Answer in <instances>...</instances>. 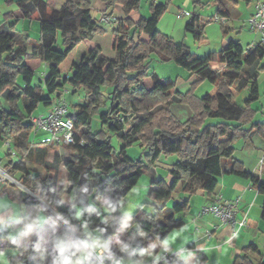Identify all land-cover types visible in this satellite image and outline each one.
I'll list each match as a JSON object with an SVG mask.
<instances>
[{"label": "trees", "instance_id": "16d2710c", "mask_svg": "<svg viewBox=\"0 0 264 264\" xmlns=\"http://www.w3.org/2000/svg\"><path fill=\"white\" fill-rule=\"evenodd\" d=\"M12 1L5 0L7 4ZM99 1L124 13L112 37L115 59L95 45L76 62L77 43L88 39L97 28L90 15L89 0H65L57 9L50 8L45 0H16L22 18H30L35 11L38 15L40 37L30 50L25 43L29 36L24 41L13 27H0V94L7 95L9 102V108H4L0 101V139L14 137L17 152L3 165L12 176L19 174L18 181L63 220L48 210L40 220L39 209H46L42 201L20 193L16 198L26 207V214L20 216V223L6 222L0 227V247L3 241L17 248L23 256L18 264H71L76 251L83 250L79 239H85L93 249L103 250L101 264H122V259L128 264H163L166 260L171 264L174 255L164 256L165 252L148 261L143 259L150 251L157 253V243H163L173 229L183 226L181 215L189 211V198L198 191L212 194L222 173L250 180L264 197V182L244 170L234 158L232 147L237 139H247L253 132L264 139V123H253L255 111L250 107V102L258 97L256 80L245 71L264 58V47L249 44L243 48L238 41L228 39L223 49L212 53L215 56L198 57L184 43L173 44L159 35L157 24L166 4H151L149 16L143 17L139 0ZM218 12L228 14L221 7ZM134 27L147 34L150 45L134 43ZM185 30L196 40L202 37L197 13L191 14ZM59 37L64 49L58 44ZM142 49H154L163 60H173L195 74L197 80L190 91L180 93L175 82L160 81L155 75L144 73L146 56L135 53ZM41 62L46 66V76L37 75L35 79V68ZM261 68L264 69L263 61ZM17 76L21 84L16 82ZM122 78L126 80L124 84ZM201 80L210 81L213 87L197 97L192 91ZM65 84L74 90L85 88L87 102L69 112L75 143L64 145L67 156L61 157L55 151L53 160L47 162L44 159L48 147L28 139L33 129L30 116L38 105L49 106L59 98ZM249 84L246 105L240 106L234 96ZM103 86L112 90L108 103L102 101ZM168 101L187 105L192 115L180 122L170 112ZM93 112L99 114L98 130L92 128ZM108 134L119 139V148L112 145ZM136 144L143 150L147 147L145 160L127 155V148ZM30 152L34 155L31 160L42 171L25 162L23 156ZM171 154L177 159L169 170L170 182L160 178L152 179L150 184L148 204L152 212L139 207L133 214L123 213L122 202L141 175L161 155ZM226 161L231 164L230 169L224 168ZM61 163L67 171L65 185L59 182ZM178 193L188 197L175 200ZM4 194L7 193L0 187V195ZM64 194L71 197L70 204L64 202ZM170 201L173 204L168 207ZM260 218L264 221V198ZM247 223L254 226L256 220L249 218ZM10 226H20L15 239L9 236ZM69 228L76 231L78 238ZM247 248L257 250L253 243ZM197 262L208 264L203 254L198 255ZM82 264L99 263L87 255ZM232 264L254 263L238 255Z\"/></svg>", "mask_w": 264, "mask_h": 264}, {"label": "rangeland", "instance_id": "374dc122", "mask_svg": "<svg viewBox=\"0 0 264 264\" xmlns=\"http://www.w3.org/2000/svg\"><path fill=\"white\" fill-rule=\"evenodd\" d=\"M63 2H65V0H54L52 5L56 8H59ZM89 2L90 15L92 19L97 23V28L88 39L81 40L77 43V48L75 52L76 62H78L81 56L85 53H88L89 50L92 49L95 45H98L101 48V51L106 56L115 59L117 56V52L112 48V37L118 27L119 21L121 19H124V13L122 12V10L112 5L105 6L101 4L99 0H89ZM153 3L166 4V10L161 15L157 24L159 35H161L163 38L167 39L173 44L184 43L187 46L188 50L198 57H205L210 54L212 56H215L216 54L212 53L219 52L226 45V41L223 40L239 39L240 42H242L241 44L243 48H247V45L245 44L248 43L250 40L251 41L249 43L258 42L260 40V33L250 30L247 24L248 18L253 9V0H251L250 3H247L245 0H139V10L143 17L149 16L150 7ZM219 7L226 9L230 15L225 16L220 14L218 12ZM14 9H16L15 4L9 5L4 0H0V17H4L6 11H13ZM182 11H187L188 14L182 17H177L178 13ZM103 13H106L112 17V20L109 23L100 22V17ZM193 13H197V15L199 16L200 25L202 26V37L199 40L194 39L192 34L185 30V24L188 22L191 17V14ZM245 17H247L246 22H244ZM115 19H117V22ZM225 26H233V28H228V30L224 31ZM16 30L18 31L17 35L19 39L25 41V35L27 34L29 36V39L32 40V43L35 42V39L37 40V37L40 35L38 21L36 18L29 20L19 18L18 22H16ZM132 33L134 34L135 44H140L144 46L150 45V39L148 38L146 33L137 31L135 27ZM58 44L61 49L65 48V44L62 42L61 37L58 38ZM138 52L141 53V57L146 56L147 59L144 64V73L155 75L160 81L165 82L177 81L178 84H181L183 81L186 80V76L184 75L189 73V71L183 67L176 65L173 60H163L161 53H159L158 51L154 49L150 51H146L144 49L140 51H135V53ZM262 61L264 62V58L258 61L255 65L245 68V71H248L250 75H253L251 76V79L254 78L256 80L258 89V97L250 102V105H258L257 107L252 108L257 115L254 119V122H261V120L264 119V114L261 113L262 111L264 113V69L261 68ZM40 64V67L35 68V79H37V75L40 77L43 76L42 71L45 69V64L42 62ZM133 67L136 66H131L129 69ZM125 81L126 80L124 78L121 79L122 84H124ZM16 82L18 84H21V79L19 76L16 77ZM192 82L193 81H191V83ZM212 87L213 84L210 81L201 80L196 87L197 89H195L196 93L200 94L199 96H201L211 90ZM111 91L112 90L108 89L107 86L102 87L101 94L104 98L102 99L103 103L109 102V99L107 97L109 95V92ZM249 93L250 84L248 87H241L238 90V93L234 96V101H236L237 104L240 106L246 105L245 100L248 99ZM6 96L7 95L0 94V101L4 108H9V102L6 99ZM86 97L87 90L85 88L80 87L74 90L73 86H71L70 84H65L59 98L65 101L69 110H72L79 104H85L87 102ZM171 103H173V101H171ZM170 108L173 113L178 115L181 121L185 120V118L188 119L192 115L190 114L191 109L185 104L174 103L173 105H171ZM45 110L46 106L38 105L32 112V115H36ZM244 126L247 125L245 124ZM92 128L94 130H98L100 128L99 114L97 112H93L92 114ZM244 128L247 129L248 126ZM42 136V134H39L37 137ZM109 137L111 138L112 145L115 148H119L121 145L119 139L115 135H110ZM32 139L36 140L35 134L33 132ZM4 140L0 139V158H2V161H0V187L2 192H5L7 194L0 196V211L2 210V208H11L15 212L16 216L17 214L21 216L22 214H26V207L23 204L14 200V202L12 203L10 195L16 196L24 192L38 198L39 200L41 199L18 181L19 174H15L14 176H12L8 172L7 167H4L3 164L9 158V155L7 154L8 147ZM8 140H11L13 142L15 141V138L9 136ZM243 144L244 139L242 138L236 144H234L233 142L232 147L238 150L242 148ZM42 146L44 147V145ZM45 147H48V152L44 159L45 161L51 162L53 160V154L55 151H57L61 157H65L63 154H60L58 148L54 145L49 144ZM145 149H147V147H144L143 151L142 146L136 144L128 147L126 151L127 155L131 158L141 157L145 160V155L148 152ZM66 150L61 149L62 153H64V151ZM32 156L34 155H32L31 152L24 155L23 157L25 162L28 165H31L34 169L42 171V169L33 162L34 160H31L33 158ZM260 168L262 170V166ZM65 170L66 169L63 167L61 169V175L59 176L61 177V180H63H60V183L64 184L66 183L63 175V172ZM160 171H158L159 175L155 177V173H153V170H149L148 172H145L141 175L137 184L127 193L122 202L121 211L123 213H131L137 208L135 206L138 203L140 204L145 199H147V189L149 187L151 178L157 179L161 177L164 180H167L169 176L167 171H162L161 173ZM262 171H264V169ZM175 200L177 199L175 198ZM41 201L46 209H39L38 214L40 220H43V218H45L46 212L48 210L55 217H57L60 221L63 222L59 215L45 201ZM172 202L170 201L167 206L170 207L173 204ZM8 230L11 239H15L21 231L20 226H10ZM69 230L75 237L78 238V234L76 233V231L71 228H69ZM79 240L82 243L83 250L80 253H77L76 251V257L71 262V264H82V260L87 255H91L94 258L95 253L99 251V249H93L89 245V243L85 241V239ZM2 243L3 245L0 247V264H18L23 257L21 252L15 247L7 246L3 241ZM161 246V242L157 243V249H160ZM153 254H155L153 251L148 252L143 260L148 261L152 258ZM29 256L32 255L30 254ZM121 263L128 264L129 262L122 259Z\"/></svg>", "mask_w": 264, "mask_h": 264}, {"label": "crops", "instance_id": "0c3cea01", "mask_svg": "<svg viewBox=\"0 0 264 264\" xmlns=\"http://www.w3.org/2000/svg\"><path fill=\"white\" fill-rule=\"evenodd\" d=\"M15 1L16 0H13L11 3H9V5L15 4L16 9H14L13 11H6L4 17H0V27L6 29L9 27H13L16 30V22H18L19 18L22 17L19 14ZM45 1L48 2L50 8L57 9L52 5L54 0H45ZM227 13H228L227 15L229 16L230 14L228 11ZM33 18L34 19L36 18L38 21V15L36 11L28 19L23 17L24 20H29ZM246 18L247 17H245L244 22H246ZM38 27H39V21H38ZM224 28L225 31L228 30V28H233V26H225ZM25 36L28 35L26 34ZM39 37L40 35L37 37V40L35 39V42L33 43L31 39L25 42L28 50L31 49L33 44L37 43ZM235 41H238L240 44L242 43L240 42L239 39ZM249 42L246 43L245 45L248 46L250 44ZM46 71L47 70L45 66V69L42 71L43 74L42 78L46 76L47 73ZM184 76H186V80L183 81L181 84H178L177 81L175 82L176 89L180 93H186L190 91L192 87V83L197 80L196 75L195 74L191 75L190 72L185 74ZM191 81L193 82L191 83ZM197 85L193 88L192 92L195 96L201 97L202 95L199 96L200 94L196 93ZM55 101H53L52 103H54ZM174 103L177 104V102L171 103V101H168L167 103L170 112L180 122L185 121L186 118L185 120L181 121L178 115L172 112L170 107ZM50 105L46 106V110L40 113L47 112ZM257 106H254L253 104L250 105L251 108ZM261 113L264 114L263 111ZM256 116H257L256 113H254L253 123L260 122V121L254 122ZM261 122L264 123V119L261 120ZM28 139L31 142L36 143L37 145V141L32 139V131L28 135ZM240 140L241 139H237L234 142V144L238 143ZM38 146L41 145L38 144ZM54 146L58 148V151L60 152L61 155L63 154L64 156H67V150L64 147V145H54ZM61 149H65L66 151L62 153ZM233 156L237 161L241 163L245 171L258 175L261 181L264 182V171H262L264 169V162H263L264 139L260 135L253 132L249 138L244 139V144L242 148L238 150L234 149ZM176 159H177L176 155L173 154L161 155L158 158V160L154 163V166L149 170H153V173H155L154 177L159 175L158 171L160 170H161L160 173L162 171H167L169 176L165 181L169 183L171 180V175L169 173V170L171 168V165L176 161ZM0 161H2V158H0ZM223 166L225 169L231 168V164L229 163V161L224 162ZM261 166H262V170L260 168ZM63 167L64 166L61 163V165L59 166L60 169L58 170L60 171L58 173V176L61 175V169ZM63 175H64V180L66 181L67 180L66 170L63 172ZM152 179L154 178H151L150 184ZM60 180L61 177H59V182ZM60 184H64V183H60ZM150 184L147 189L148 192L150 190ZM148 192H147V199H145L140 204L138 203L135 206L137 208L131 213H129V215L133 214L139 207H142V209H144L147 212H152V207L148 204L149 203ZM218 193L221 194L222 199L238 198L240 204L238 217H242L245 215L246 220H248L249 218L255 219L256 225L252 226L250 225V223L249 225L247 223L246 226L239 227L237 225L236 228L233 229L229 224H222L212 214L200 216L199 215L200 209L204 205L211 203L213 201L215 194ZM17 196L18 195L16 196L10 195L12 203L14 201L18 202L16 198ZM187 197H188L187 194L184 193H178L174 195V198L176 199H184ZM263 198H264L263 195L260 192H258V190L252 185L250 180L239 177L238 175L235 174L222 173L221 176L218 177L217 187L212 194L208 195L203 191H198L189 198V206H190L189 211L186 214L181 215L184 222L183 226H181L180 228L173 229L168 234L167 238L162 243V246L159 249V251L153 254L151 259L157 258L162 253L167 252L170 255H174L170 259L171 264H198L197 257L199 254H203L207 258L208 264H232L234 258L238 255L247 257L254 264H257L260 261H264V221L260 218ZM63 200L66 204L71 203V197L68 194L63 195ZM20 221H21L20 215L17 214L16 216L15 212L11 208L10 209L2 208V210L0 211V227L4 226L6 222L20 223ZM252 243L257 246L256 251L247 248ZM163 264H168L167 260L163 262Z\"/></svg>", "mask_w": 264, "mask_h": 264}, {"label": "built area", "instance_id": "2783aa9c", "mask_svg": "<svg viewBox=\"0 0 264 264\" xmlns=\"http://www.w3.org/2000/svg\"><path fill=\"white\" fill-rule=\"evenodd\" d=\"M188 14L187 11L178 13L177 17H182ZM112 17L108 14H101L100 22L109 23ZM247 24L249 29L260 33V40L258 42L250 43L251 47L262 45L264 47V0H253V9L248 18ZM62 93V90L61 92ZM61 95V94H60ZM70 110L65 101L58 98L52 103L45 113H39L30 116L32 124V132L35 134L36 141L45 145H69L75 143L73 123L69 118ZM42 134V137H37ZM35 140V139H34ZM8 147V155L10 159H14L17 155L14 143L11 140H4ZM239 199H222L221 194H215L213 201L204 205L199 215H214L222 224H229L233 229L238 225L246 226V216L238 217ZM209 236V233H208ZM103 250L99 249L95 253L94 259L101 264ZM168 253L165 252L164 256Z\"/></svg>", "mask_w": 264, "mask_h": 264}, {"label": "water", "instance_id": "95a60500", "mask_svg": "<svg viewBox=\"0 0 264 264\" xmlns=\"http://www.w3.org/2000/svg\"><path fill=\"white\" fill-rule=\"evenodd\" d=\"M56 216H58V215H56ZM91 242V241H90Z\"/></svg>", "mask_w": 264, "mask_h": 264}]
</instances>
